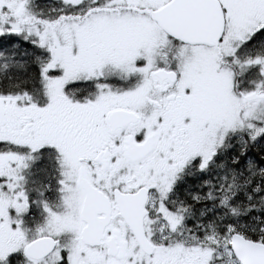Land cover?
Returning a JSON list of instances; mask_svg holds the SVG:
<instances>
[{"label": "snow or ice", "instance_id": "1", "mask_svg": "<svg viewBox=\"0 0 264 264\" xmlns=\"http://www.w3.org/2000/svg\"><path fill=\"white\" fill-rule=\"evenodd\" d=\"M0 264H264V0H0Z\"/></svg>", "mask_w": 264, "mask_h": 264}, {"label": "rangeland", "instance_id": "2", "mask_svg": "<svg viewBox=\"0 0 264 264\" xmlns=\"http://www.w3.org/2000/svg\"><path fill=\"white\" fill-rule=\"evenodd\" d=\"M39 2H40V3H45V2H47V3H53V4H55V3L57 2V0H39Z\"/></svg>", "mask_w": 264, "mask_h": 264}]
</instances>
